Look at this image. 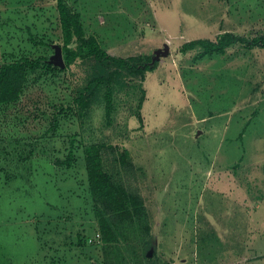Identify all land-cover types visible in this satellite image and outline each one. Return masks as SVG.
I'll use <instances>...</instances> for the list:
<instances>
[{
	"label": "rangeland",
	"instance_id": "1",
	"mask_svg": "<svg viewBox=\"0 0 264 264\" xmlns=\"http://www.w3.org/2000/svg\"><path fill=\"white\" fill-rule=\"evenodd\" d=\"M68 1L110 54L150 55L155 67L120 74L110 118L104 89L84 118L67 108L97 65L89 57L32 71L0 106V264H134L102 230L92 142L138 189L143 224L131 240L153 264H264V46L180 51L226 31L264 35V0ZM61 44L56 0H0V62L58 64Z\"/></svg>",
	"mask_w": 264,
	"mask_h": 264
},
{
	"label": "trees",
	"instance_id": "2",
	"mask_svg": "<svg viewBox=\"0 0 264 264\" xmlns=\"http://www.w3.org/2000/svg\"><path fill=\"white\" fill-rule=\"evenodd\" d=\"M56 6L62 31V44L59 46L62 63L54 64L43 56L35 58L22 56L13 61L0 62V106L19 98L32 71L40 70L54 75L56 71L69 67L77 58L89 57L93 58L97 65L90 73L87 83L79 88L77 95L69 101L67 108L75 110L80 118H84L101 89H104L105 116L110 118L113 111V91L118 84L120 74L125 70H134L143 76L144 71L155 67V60L150 55L122 57L110 54L100 45L95 35L86 34L79 11L68 0H56ZM238 41L264 46V35L254 37L250 41L226 31L218 34L214 40L197 38L186 41L182 44L180 51L200 47L205 53H219ZM39 42L45 43L43 40ZM142 102L143 95L139 99L138 107H141ZM65 108L61 107L60 112H64ZM100 148L101 146L95 142L85 145L88 184L96 199V209L100 216L102 230L107 234L105 236L108 239H123L126 244L125 249L129 252L134 264H153L154 256H146L145 251L140 253L141 247L131 240L139 239V231L143 224L134 214V212L139 214L144 209L141 206L142 199L137 192L138 189L131 186L130 182L127 184L122 181L119 176L121 171L116 166L111 165L109 171L104 168ZM105 216H107L106 220ZM119 225L122 228L117 229ZM106 258V264L126 263L125 259L112 260L111 256Z\"/></svg>",
	"mask_w": 264,
	"mask_h": 264
},
{
	"label": "water",
	"instance_id": "3",
	"mask_svg": "<svg viewBox=\"0 0 264 264\" xmlns=\"http://www.w3.org/2000/svg\"><path fill=\"white\" fill-rule=\"evenodd\" d=\"M58 57H59V61H60V63H62V60H61V55H60V48L58 49Z\"/></svg>",
	"mask_w": 264,
	"mask_h": 264
}]
</instances>
